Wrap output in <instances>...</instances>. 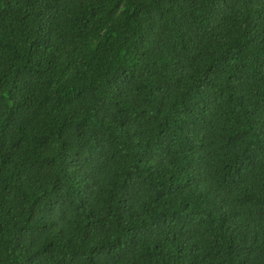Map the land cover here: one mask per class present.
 I'll return each mask as SVG.
<instances>
[{"label":"trees","instance_id":"obj_1","mask_svg":"<svg viewBox=\"0 0 264 264\" xmlns=\"http://www.w3.org/2000/svg\"><path fill=\"white\" fill-rule=\"evenodd\" d=\"M0 264H264V0H0Z\"/></svg>","mask_w":264,"mask_h":264}]
</instances>
